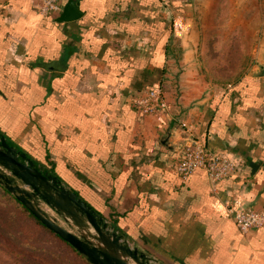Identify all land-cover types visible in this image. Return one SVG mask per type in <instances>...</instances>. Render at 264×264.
<instances>
[{"label":"crops","instance_id":"1","mask_svg":"<svg viewBox=\"0 0 264 264\" xmlns=\"http://www.w3.org/2000/svg\"><path fill=\"white\" fill-rule=\"evenodd\" d=\"M77 1L0 0V133L156 264H264L233 216L264 207V0ZM190 131L237 172L180 176Z\"/></svg>","mask_w":264,"mask_h":264},{"label":"water","instance_id":"2","mask_svg":"<svg viewBox=\"0 0 264 264\" xmlns=\"http://www.w3.org/2000/svg\"><path fill=\"white\" fill-rule=\"evenodd\" d=\"M82 14L77 0H67L55 22H71ZM0 185L90 264H156L111 229L104 217L58 176L39 167L1 133Z\"/></svg>","mask_w":264,"mask_h":264},{"label":"built area","instance_id":"3","mask_svg":"<svg viewBox=\"0 0 264 264\" xmlns=\"http://www.w3.org/2000/svg\"><path fill=\"white\" fill-rule=\"evenodd\" d=\"M63 3V0H38L36 7L43 18L55 19L61 13ZM130 102L141 115H155L162 104V91L159 87L151 88L132 97ZM183 140L177 162V172L180 176L185 178L197 169H204L215 186L239 169L238 163L214 153L200 138L194 137L191 131L185 133ZM233 213L234 221L243 233L264 227V207L235 210Z\"/></svg>","mask_w":264,"mask_h":264},{"label":"rangeland","instance_id":"4","mask_svg":"<svg viewBox=\"0 0 264 264\" xmlns=\"http://www.w3.org/2000/svg\"><path fill=\"white\" fill-rule=\"evenodd\" d=\"M13 204L0 195V264H71L43 229L24 215L10 217L20 212Z\"/></svg>","mask_w":264,"mask_h":264},{"label":"trees","instance_id":"5","mask_svg":"<svg viewBox=\"0 0 264 264\" xmlns=\"http://www.w3.org/2000/svg\"><path fill=\"white\" fill-rule=\"evenodd\" d=\"M0 195L4 196L7 201L11 202L13 205H16L14 207H18L20 212L13 214H10V217L13 216H26V218L33 223L35 226H37L40 230H44L46 233L47 238L54 240L58 246H60L61 250L66 253V257L70 260L71 264H90L82 255H80L71 245H69L67 242H65L63 239H61L58 235L53 233L52 231L48 230L44 225H42L30 212L28 209H26L23 205H21L15 197L11 195L6 189H4L0 185ZM23 216V217H24ZM18 225V224H16ZM19 232H23V230H19ZM40 233V232H39ZM53 241V242H54Z\"/></svg>","mask_w":264,"mask_h":264}]
</instances>
